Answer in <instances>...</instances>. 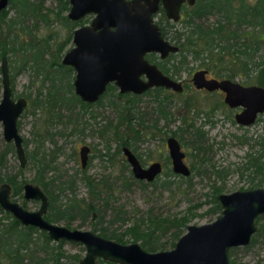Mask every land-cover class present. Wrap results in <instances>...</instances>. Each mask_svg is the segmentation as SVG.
I'll return each instance as SVG.
<instances>
[{
	"label": "rangeland",
	"instance_id": "rangeland-1",
	"mask_svg": "<svg viewBox=\"0 0 264 264\" xmlns=\"http://www.w3.org/2000/svg\"><path fill=\"white\" fill-rule=\"evenodd\" d=\"M28 1L36 4L38 6L37 13L45 14L47 20L44 21L40 16L36 17L30 13L18 15L16 9L9 6L5 21L1 26V35H6L5 23H8V19H13L7 41L15 42L19 40V42L17 45L16 43L13 44L14 50H9L5 55L8 64L9 85L13 99L23 97L27 101V105L16 120L17 132L25 149L31 150L35 142L40 140V149L46 155L45 158L49 159L51 156H55V158L51 157L54 158L51 163L55 166V170L48 171L46 177L60 176L59 178L62 180L71 176L74 181L75 198L81 199L84 204L89 202L91 196L80 179L81 170L83 169L80 168L78 159V147L81 144L89 145L91 150L84 173L90 175L95 181L105 177L106 182L109 183L111 189L106 202L110 208L106 210L104 219L109 220L113 216L112 211H120L118 218L123 220L116 219L111 225V228L117 229L119 233H122V230L131 224L134 219L138 217L144 218L147 214L170 218L187 213L188 216L192 215L188 225L209 223L216 216L207 212L211 206V185L219 187L220 193L249 189L251 174L249 169H244L245 153L249 151L251 145L253 149L257 148L253 144V139L264 133V114L260 115L259 119L253 124L247 127H239L230 120L232 110L226 106L218 108L208 121L205 120L203 112H198L197 116L194 115L193 111L187 112L188 122L193 124V127L198 128L202 135V149L199 150L191 148L193 139L191 128L181 134V140L178 138L186 153V162L188 166L193 168L192 174L187 180L173 175L166 179H162L163 177L160 176L155 181L146 183L133 179L129 173V167L122 159L121 154H114L112 133L115 128L113 125L117 123V117L121 111L124 112V108L128 109L125 114L128 118H131L134 124H138L136 119L138 116L141 117L142 124L147 122L145 119L147 116L156 117V124L160 125L163 130L157 131L154 137L149 136V132L141 131L140 139L133 146L135 153L139 155L143 164L152 159H162L166 154L162 140L167 135H170L171 131H177L178 136L177 127H182L180 117L184 113H180L182 109L179 105L177 106L175 99H173L175 101L173 104L166 106V110L170 115L172 114L167 123L159 119L158 114L154 112L157 102L156 99L152 98L151 94L140 95L133 100L134 102H130L125 97L119 98L115 96L114 89L105 94L98 104L93 103L91 106L83 108L79 103L75 102L74 105H69L67 108H59L57 110L60 115L59 120L55 119V111H51L47 105L45 107H32L31 99L38 97L42 100L46 98L47 92L55 87L58 88L59 94L69 97L70 93H64V89L67 83H71L72 78L70 77L73 73H68L64 78L58 79L61 71L55 66L47 67L49 72L47 78H43L42 72L36 71L37 69L29 58L30 53L38 46H43V42H46L48 46L45 51L43 50L42 60L46 61L47 64L55 61L54 59L60 62L63 52L70 43L65 45L63 51H58L57 46L66 38L68 24L53 14L57 6V0ZM252 2L253 0H249V3ZM218 18L217 14H210L203 22L204 24L215 23ZM180 24L181 22L179 24L176 23L175 28L178 29ZM242 29L248 31L252 27L242 26ZM253 31L258 32L259 28L256 27ZM261 38L264 40V36ZM19 43L22 44V49L19 48ZM245 43H249V40H245ZM27 45L32 47L28 48ZM27 48L31 49L30 52H28ZM202 59H207L204 54H201L199 59L195 60L187 57L188 69L181 72L179 78L189 79L191 73L199 64V60L202 61ZM260 60H264V45L262 42H259L258 50L253 55V61ZM231 64L230 69H239L238 63ZM226 65L228 64L225 62L224 66ZM254 73L255 70L253 69L248 77L235 76L234 79L245 85L254 84ZM192 91L193 87L189 84L185 89L186 94L178 95V101L180 102L181 98ZM195 96L198 98V105L211 103L217 98L216 95H209L205 100L200 95L195 94ZM198 110L204 111V107L200 106ZM68 119L69 122L67 121ZM107 123L108 127L105 129L104 125ZM74 126L75 130L73 129ZM37 133L41 136L37 137ZM7 145H10L11 148H7ZM4 150L5 156L4 163L0 169L1 175H16L17 180L22 179L24 182L33 183L32 179L35 175L33 164L25 157L24 165L20 167L12 143L5 142L2 138L0 124V152ZM165 181L168 183H164ZM54 184L56 185V181ZM260 187L264 188V184ZM52 193L56 195V205L66 203L71 196L67 191L57 193L56 188L52 190ZM13 198L20 205L23 204V207L27 210H35L39 204L37 201L24 200L18 196ZM103 199L104 195L99 194L98 199H95L94 202L99 205L103 202ZM81 206L83 207L82 204ZM2 222L6 221L3 220ZM55 224L64 225L70 229L92 230L94 220L89 216L86 218L77 216L67 224L63 220H59ZM109 230H107L108 233ZM184 232L185 229L183 230ZM95 233H98V228ZM129 242L130 240L128 239L127 243ZM161 242H166V238H162ZM56 243L49 242L50 251L56 249ZM170 249L172 248L167 243L163 251ZM60 251L66 256L65 259L60 260L61 264H78V261L84 256V248L80 244L63 242L60 246ZM228 260L230 264L231 261L234 264H262L264 262V245L257 242L249 245L248 248H235ZM102 264H107V262Z\"/></svg>",
	"mask_w": 264,
	"mask_h": 264
},
{
	"label": "water",
	"instance_id": "water-1",
	"mask_svg": "<svg viewBox=\"0 0 264 264\" xmlns=\"http://www.w3.org/2000/svg\"><path fill=\"white\" fill-rule=\"evenodd\" d=\"M72 12L81 14L86 11L98 12L90 27L75 30L72 47L61 60L70 64L76 74L73 80L74 93L82 101L94 102L103 92L105 84L115 81L120 91L139 93L151 85L171 87L180 91V85L162 76L154 66L143 59L144 52L155 51L164 56L175 51L159 36L157 28L148 15L132 13L109 15L107 7H116V0H70ZM190 3L192 0H188ZM7 0H0V9ZM179 3V0H178ZM102 6V11L99 10ZM105 7V8H104ZM100 8V9H101ZM114 9V10H115ZM120 11V10H119ZM70 14V17L74 18ZM124 12V11H121ZM107 13V14H105ZM115 30H108V26ZM101 28L100 30H95ZM146 74L148 82L138 79L139 74ZM204 71L193 74L192 81L196 88L206 90L220 89L225 92L224 101L229 107L241 105L244 109L235 116L237 123L251 124L257 113H264V87L260 85L243 86L228 79H206ZM0 124L2 138L11 142L20 167L24 165L25 154L22 139L17 132L16 120L26 106L23 97L13 99L9 85L7 59L0 57ZM173 170L187 174L188 170L181 162L182 153L173 138L168 139ZM87 148H80V162L84 165ZM136 178L151 180L158 166L153 164L142 170L135 157L124 150ZM22 198L37 200L35 210H27L10 197L7 183L0 184V209L8 212L23 226H33L44 231L53 242L66 241L78 243L84 248V256L79 264H97L96 259L114 264H230L228 251L233 248L246 247L256 234L255 219L264 215V188L255 187L235 190L216 196L220 211L214 220L201 225H187L185 232L168 251L146 252L137 243L121 245L103 239L91 230L70 229L64 225L51 223L43 217L47 206V197L42 189L30 182L22 184Z\"/></svg>",
	"mask_w": 264,
	"mask_h": 264
},
{
	"label": "trees",
	"instance_id": "trees-1",
	"mask_svg": "<svg viewBox=\"0 0 264 264\" xmlns=\"http://www.w3.org/2000/svg\"><path fill=\"white\" fill-rule=\"evenodd\" d=\"M9 2L10 8H15L18 15L30 13L36 17L40 16L44 21L47 20L45 14L37 13L38 6L28 0H9ZM6 14V10L2 12L0 23H4ZM209 14H217L218 20L215 23L203 24L201 18ZM13 21V19H8V23H5L7 29L6 35L2 36L0 30V57L5 56L9 50L13 51L15 48L13 44L16 43L17 45L19 42V40L15 42L7 41L11 30L10 25L13 24ZM186 26L187 31L186 33L184 32L183 39L179 42L181 60H185L188 55L192 59H196L201 54H204L209 60V64H213V66H215V62L220 64L225 62L227 64L238 63L239 71L223 67L217 68L215 74L226 78H231L236 74L248 77L250 72L256 69L254 83L264 87V60L253 61V55L258 50L259 42H262L264 45V40L261 38L264 36V0H253L252 3H249V0H200L196 5L195 14L186 20ZM242 26H251L252 29L244 31ZM256 27L259 28L258 32L253 31ZM171 37L174 39L173 35ZM245 40H249V43H245ZM64 42L57 46L58 51L62 50ZM252 44L254 45L252 46ZM27 46L28 48L32 47L31 45ZM47 46V43L43 42V46H38L32 51L29 58L37 69L36 71L43 73V78H47L49 75L47 71L48 66H55L61 71L58 79L64 78L68 74L67 71L69 69L67 67L59 64L57 59H54L55 61L49 64L42 60L43 50L45 51ZM19 48H23L21 43H19ZM30 50L28 49V52ZM51 85L53 84L51 83ZM71 87L72 85L67 83L64 93H70ZM75 102L81 106L85 104L72 93L69 97L59 94L57 87L48 91L46 98L42 100L38 97L30 100L32 107H45L47 105L51 111H55L54 117H56V120L60 119L57 111L59 108H67L69 105H74ZM85 105L89 106V104ZM125 111H128V109L124 108V112L121 111L118 116V123L130 125L132 121L125 114ZM136 119L140 124L142 123L140 116ZM36 136L40 137L41 135L37 133ZM193 136L196 143L195 147L200 148L201 132L195 130L193 131ZM253 144L257 148L253 150L250 147L249 151L245 153L244 169H249L251 174L249 188L260 187L264 184V133L253 139ZM7 148L10 149L11 146L7 145ZM40 148V140L35 142L31 150L25 149V146L23 147L26 159L35 168V175L32 179L33 183L39 185L48 197V206L44 218L50 222L56 223L59 220H63L67 224L74 217L80 216L86 218L89 216L94 220L92 232L95 233V230L98 228L97 234L99 236L121 244L127 243L129 239L130 242H138L139 246L146 252H157L163 251L167 243L170 248H173L175 242L183 234V230L192 218V215L188 216L187 213L170 218L147 214L144 218L138 217L134 219L131 224L122 230V233H119L117 229L111 228V225L114 220L121 219L118 218L120 211L111 210L113 216L109 220H103V216H105L106 210H108L106 198L109 196L111 189L109 183L105 179L95 181L89 175H85L84 171H81L82 175L80 179L91 196L90 201L84 204L81 199L75 198L74 181L71 179V176L62 180L59 178L60 176L53 175L46 177L48 171L55 170V166L51 163L55 156L50 155L54 158L50 157L46 159V155ZM4 156L5 150L0 152V169L4 163ZM55 181L56 185L54 184ZM0 183H7L9 185L12 200H15L13 198L15 196L22 197L21 190L24 181L22 179L17 180L16 175H1L0 173ZM55 188L57 193L67 191L71 194L66 203L62 205L55 204L56 195L52 193V190H55ZM220 191L219 187L211 185V206L207 211L208 214L216 215L220 211V205L215 199V195ZM99 194H103L105 200L103 199V202L98 205L94 201L98 199ZM3 220L6 222H2ZM255 223L257 232L252 237L251 244L260 242L264 245V215H259ZM109 228L111 229L109 230ZM107 230H109V233ZM162 238H166V242H161ZM49 242L51 240H49L44 231L30 225L23 226L11 214L0 209V264H61L60 260L66 258L63 252L60 251L63 241H58L56 243L57 247L53 251L49 250ZM243 248H248V246ZM233 250L235 248L228 251V257L232 255ZM231 264H234V262L231 261Z\"/></svg>",
	"mask_w": 264,
	"mask_h": 264
},
{
	"label": "flooded vegetation",
	"instance_id": "flooded-vegetation-1",
	"mask_svg": "<svg viewBox=\"0 0 264 264\" xmlns=\"http://www.w3.org/2000/svg\"><path fill=\"white\" fill-rule=\"evenodd\" d=\"M199 1L200 0H192V2L190 3L188 0H179V3H178V0H116L117 9H115L116 7H114V6L111 7V9H110V7H107V9L109 10V15L112 14V13L116 15V16H113L112 18L117 17V15H119V14L120 15L121 14H125V18H128L129 16L127 15L128 14L127 12L129 11V9H132V11H131L132 13H135V11H137L138 13H136V14L140 13L141 15H146V14L148 15V17L151 20V23L157 28L159 36L161 37V39L166 41L171 46H175L176 50L175 51H169L164 56H161L159 52H155V51L144 52L143 55H142V59L148 65L154 66V68L162 76L168 78L169 81L179 84L181 89H180V91H178V90H173L171 87H165V86H161V85H151V86H148L145 90H143V91H141L139 93H135V92H132V91H123V92H121L119 87L116 85L115 81L112 80V81L107 82L105 84L104 90L98 96L97 100H95L94 102H86V101H82L79 98V96L74 93L73 80H74V77H75V74H76V71H75L74 67L72 65H70V64H62L61 60H62V57L72 47H74V42H73L74 31L78 30V29H81L82 27H90L91 26V21L93 20L94 17H96L98 12L86 11V12H83L81 14H78V12H74V11L72 12L71 11L72 10V4H71L70 0H57V6H56L55 11L53 12V14L55 15V17L63 19L64 22H66V24H68V27H67L68 32H67L66 38L64 39V41H65L64 43L65 44H64L63 48H65L66 44H68V43H70V44L65 49V51L63 52L59 64H61L64 67H67L69 69L67 71V73H73V75L70 77V78H72V81L70 83L72 85V87H71L72 91L70 92V94L72 93L82 103L89 104V106H91V104H93V103L94 104H98L99 101L101 100V98L105 94H107L109 91H113L112 89L115 90V92H114L115 96H117L119 98L125 97V99L126 100L129 99L130 102H132L133 100L137 99V97L140 96V95L151 94L152 98L156 99V102H157V107L154 108V110H155L154 112L156 114H158V118L164 120V122L166 121V123H167V120L169 121L170 120V116H172V114L170 115V113L166 110V106H168L169 104H173V102H175V101H176L177 106L179 105L180 108L182 109V111L180 113L183 112L185 114V115L181 114L182 116L180 117V119L182 121V127L181 128L177 127L178 136H177V131H171V134L167 135L162 140L163 148H164V150L166 152L164 158H162V159L161 158L152 159V160H149L146 164H143V162L139 158V155L137 153H135V151H134L135 148H134L133 145H134L135 142H137L140 139V136H141L140 132L141 131L144 130L145 132H149V136L154 137L157 131H162L163 130V129H161L160 125L156 124L157 118L156 117H152V115H149V116H147L145 118L147 122L144 123V124H142V123L140 124L138 122V124L131 123L130 125H127L125 123H122V124L118 123L119 118L117 117V123L113 125V127L115 129H114V132L112 133V138H114L113 139V141H114L113 152L116 155L118 153L121 154L122 159L124 160V162L129 167L130 175L132 176L133 179H135L137 181H143V182H146V183H150V182L155 181L157 178H160V176L163 177L162 179H166L169 176H173V175H177L178 177L185 178V180H187L188 177L192 174L193 168L191 166H188V164L186 162V153H185V151H184V149L182 147V144H181L180 140L182 138L181 134L187 132L188 129L191 128L192 136H193V131L199 130V129L196 128V127H193V124L188 122V118L186 116L187 112L193 111L195 116L198 115L197 114L198 112L199 113L203 112L205 120L208 121V120H210L212 114L218 108L226 106L227 108L232 110V113H231L232 116H231L230 120L233 121L239 127H247V126L253 124L255 121H257L259 119L260 115L264 114V113H257L255 115L254 121L251 124H247V125L239 124V123L236 122L235 116L237 114L241 113V111L244 109L243 106L235 105V106L229 107L228 104L225 103V101H224L225 92L220 90V89H215V90H210L209 91V90H206L203 87L202 88H196L194 86L193 81H192V77H193V74L195 72H197V71H204L205 72L204 73V77L206 79H211V78L215 79V80L228 79L230 81L237 82V83H239V84H241L243 86L258 85L256 83H254V84H246L245 85V84H242L241 82H239V81L234 79L235 76L239 77V76H243V75L236 74V75H234L231 78H226V77H222V76H217L215 74V70H217V68L229 67V69H230V65H232L231 63H228V65L224 66L225 63L220 64L218 62H215V66H213V64L212 65L209 64V60L208 59H202V61L199 60V64L196 66V69L191 73L189 79L184 80V79L179 78V75L181 74V72H183V71L188 69L187 68V64H188L187 57L192 59L189 55L186 57L185 60H181L180 59V55H179V53H180V43L179 42L183 39L184 32L186 33V31H187L186 20L189 19L190 16H193L195 14V8H196V5H197V3ZM9 6H10V2H9V0H7L5 6L0 9V15L5 10L8 11L7 8ZM101 7L102 6H99V10L102 11ZM121 11H124V12H121ZM71 12H72V15L74 16V18L70 17ZM105 14H107V13H105ZM207 16L201 18L202 21H204V19L207 18ZM180 22H181L180 27H178V29H176L175 28L176 23L179 24ZM2 24L3 23H0V30H2L1 29L2 28L1 27ZM203 24H204V22H203ZM100 29L101 28H98V29H95V30H100ZM115 29L116 28H115L114 25L113 26H111V25L108 26V30L113 31ZM172 35H173L174 39L171 37ZM177 37H179V39H177ZM63 48H62L61 51H63ZM196 59H199V58H196ZM192 60H195V59H192ZM212 68H214V69H212ZM254 70H255V73L253 75V79H254V76L256 75V69H254ZM243 77L246 78L245 76H243ZM138 79L140 81H142V82H148V80H149L148 76H146V74H144V73L139 74ZM189 84H191V86L193 87V91L190 94H188L187 96L181 98V100L179 102L178 101V95L180 96V95L186 94L185 89H186V86H188ZM70 94H69V96H70ZM195 94L202 96L203 99H205V100L208 98L209 95H216L217 98H215L211 103L209 102V103H205L204 105H198V103H197L198 98L195 96ZM173 99H175V101ZM85 104H84V106H82L83 108L84 107H89L88 105H85ZM26 105H27V103H26ZM200 106L204 107V111H199L198 110V107H200ZM177 113H178V109H177ZM226 118L228 119V117H226ZM145 119H144V121H145ZM67 121L69 122V119ZM73 125H74V123H73ZM106 126L108 127V123L104 125L105 129H107ZM73 129L75 130V126H74ZM106 131H108V130H106ZM170 138H173L176 141V143L178 145V150H179V152L182 153L181 162L186 167V169L188 170L187 174H182L181 172H175L173 170L172 157L170 155V148H169V145H168V139H170ZM201 143H202V139H201ZM201 143H200V148H196L195 147L196 143H195L194 136H193V139H192V142H191L192 146L191 145L190 146H191V148H194L195 150H199V149H202L201 148L202 147ZM82 146H85L87 148L86 159H85V162H84L83 166L81 165L80 154H79L80 153V148ZM250 147L252 148V145ZM125 149L128 150V152L131 153L135 157V159L138 161V164H139V166H140V168L142 170L149 169L150 166H152L153 164H156L158 166V171L153 174L151 180H147L146 178L139 179V178H136L134 176V174L132 172V169H131V165L128 162L127 156H126V154L124 152ZM90 150H91L90 146L87 145V144H81L78 147L79 165H80V168L83 169L81 171L85 172L84 169H85V167H86V165H87V163L89 161ZM253 150H255V149H253ZM123 167H125V166L123 165ZM101 179H105L106 180L105 177H101ZM35 185H37V184H35ZM44 194H45V192H44ZM218 194H221V193L218 192L215 195V199H216V196ZM46 197H47V195H46ZM34 201H37V200H34ZM37 202L39 203V201H37ZM47 206H48V197H47ZM47 206H46V210H47ZM109 208H110V206L108 205L107 209H109ZM220 209H221V207H220ZM44 214H43V217H44ZM105 215H106V213H105ZM104 218H105V216H103V219ZM51 223H53V222H51ZM256 229H257V226H256ZM91 232H92V230H91ZM94 234L99 236L97 233H94ZM99 237H101V236H99ZM101 238L106 239V240H110V239H107V238H104V237H101ZM110 241H113V240H110ZM63 242H66V241H63ZM113 242H115V241H113ZM115 243H117V242H115ZM130 243H137L138 244V242H129V243H125V244L118 243V244L127 245V244H130ZM73 244H78V243H73ZM103 262L104 261H101L100 259H96V263L97 264H102ZM78 264H79V261H78ZM107 264H114V263L107 262Z\"/></svg>",
	"mask_w": 264,
	"mask_h": 264
}]
</instances>
